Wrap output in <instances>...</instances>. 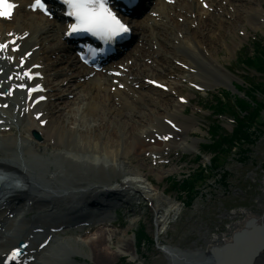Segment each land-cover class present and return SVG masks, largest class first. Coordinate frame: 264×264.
Returning a JSON list of instances; mask_svg holds the SVG:
<instances>
[{
  "label": "bare ground",
  "instance_id": "obj_1",
  "mask_svg": "<svg viewBox=\"0 0 264 264\" xmlns=\"http://www.w3.org/2000/svg\"><path fill=\"white\" fill-rule=\"evenodd\" d=\"M206 1L171 0L169 3L166 0H157L154 5L155 17L147 15L146 19L138 20L132 24L135 38L138 42L141 41V44H138L135 51L128 56V58H134L133 63L124 64V61L120 60L116 62L113 69L121 71L118 76L113 75L108 68L104 72L93 73L79 65L77 57L61 41L59 22L57 20L46 22V18L41 13L33 11L28 6L27 0H16L18 5L12 22L4 23L0 19V43H4V35L10 34V38L17 37L14 46L18 48L17 51H12L13 45H8L2 52L7 57L14 58L15 63L18 64V69L16 68L18 73L13 79H9V76L0 78L3 83L0 84V102L2 101L0 103V120H2L0 130L4 126L8 131H11L10 125L13 122L10 117H12V113L15 109L18 113L23 110V116H21L23 123L18 124L19 136L12 137L8 132H2L0 138L3 144L11 152L17 149L19 141L27 138L26 133L40 131L44 138L42 141L31 145L33 149L30 151L31 158L39 157L37 153L41 151L40 148L46 153L51 147L55 151L50 154L59 159L57 149L62 150L72 143H76L83 149H91L94 155H100L106 163H109V168H99V170H103L104 174L106 172L115 174L97 177L94 181L99 184H93L87 180L82 183L83 179H79L64 185L59 183L60 178L56 177L55 173L42 176L33 170L34 167H30L27 160L24 161V165L29 169L24 167L20 157L21 151L16 150L13 155L18 161V168L9 164L10 162L5 160L7 157L1 153L0 166L21 171L26 187L13 191L0 206V249H8L13 245L15 246L17 241L24 239L27 243L26 250L21 255L24 261L26 260L28 264H56L53 255L56 249L60 248V244L54 238L53 230L66 224L72 225L79 222L80 220L77 219H80L83 213L86 215L93 214L95 208L90 206L92 202L89 203V200L97 195L98 189L112 185L107 178L116 176V174L122 176L126 172L128 174L129 170L125 165L133 162L132 156L135 154V158L139 160V156H141L144 160L147 159V151L156 150L157 153H160L162 146L165 149L173 143L185 146V139H187L185 132L189 126L181 124L178 119L173 118L178 124L174 122L170 125L162 121L166 117L171 118L169 115L177 116L181 113V107L184 106V103L173 96L181 93L178 90H172L175 88L174 86H169L165 92L161 93L164 98L150 96L148 99L143 88L154 89V87L141 80V76L147 71V60L157 61V59L154 60L155 54L161 55L162 58L166 54L173 55L172 58L179 61L180 66L192 67L193 63L185 59L183 53L178 51V43L195 51L196 46L193 43L196 42L200 48L198 53L202 55V60H208L205 52L211 48V43L204 30L208 29L209 23H207L205 16L200 13L204 7L208 6L205 5ZM250 8L254 9L253 6ZM245 12L247 13V10ZM173 17H178V20L185 23H176ZM171 21H173L172 28L180 33L183 32V35L179 36L173 32L174 30H168ZM195 21L198 22V26L194 24ZM177 39L178 42L175 41ZM148 42L151 43L150 45L154 43L165 44L164 52L160 54L159 51H149L146 49ZM64 49H67L68 55L65 54ZM28 50H31L32 53L26 57L25 54ZM3 61L0 54V62ZM120 63L124 64L122 69L120 66H116ZM35 64L41 65V67L35 68ZM153 64L154 62L152 66ZM166 66L169 68L168 65ZM174 67L178 69L176 66ZM34 69L48 75V82L53 76L59 78L61 75H67L70 78V81L67 82L69 94L64 95L56 91L55 85L51 84L48 87L50 92H54L51 94L55 96L54 101L52 103L50 101L41 102L32 110L30 109L31 111H26L23 102L26 103L27 96L24 91L17 89V86L29 76L28 71H34ZM215 71L219 72L218 70ZM20 72L23 76L19 75ZM130 74L131 80L129 81L127 76ZM64 79L66 80L67 77H63ZM41 80L43 81V78ZM13 85L15 86L12 87ZM4 87H9L11 91L6 96L2 93ZM46 94L48 93L46 92ZM6 101H9V106L4 108L3 103ZM29 104H32L31 101L27 102V105ZM142 104L146 106L142 107ZM41 110L43 115L37 121L32 116L33 111L39 112ZM26 119L28 120L27 124H25ZM154 119L160 120L161 125L153 124ZM40 121H45V125L41 126ZM174 125H178L179 130L174 129ZM156 133H159L163 139L160 140L159 137H156ZM168 135L170 137L166 141L165 137ZM148 137H155L154 143L148 141ZM187 141L189 140L187 139ZM23 143L21 144L23 153H29L25 151ZM62 146L64 147L60 148ZM188 146L191 150H197L195 145L189 143ZM139 162L142 163L141 160ZM89 164L94 165L95 163L89 162ZM147 181H149L148 178L144 177L142 172L136 173V177L121 181L122 191H134L145 199L153 201L154 193L152 191L156 189L152 187L150 181L149 183ZM31 210H35V213L28 216ZM153 210L158 213V208L155 207ZM170 210H175L177 214L180 213L181 207L177 202H173ZM14 213H17L18 218L11 219ZM250 214L248 213V216ZM251 216L260 219L261 213L258 215L252 213ZM156 218L158 224L165 221V219L161 221L159 216ZM104 220L106 219L104 218L100 222L104 223ZM239 223H232L233 229H237L244 222L240 221ZM99 226L100 223L97 224V227ZM207 235L208 233H205L203 238H206ZM43 236L44 238L39 240ZM228 238L230 236L226 238L225 236L210 235L208 248L194 251L200 252L204 257L215 242ZM46 240H49L47 246L40 244ZM106 240L107 234L99 231V235L91 238L89 242L93 258L102 263L114 256V253L109 252L105 247ZM118 242H120L123 251L129 248L130 244L125 238H119ZM159 248L169 260V264H172L171 259L177 254L183 256L190 252L187 248L180 250L167 244H160ZM31 257L35 258L31 260Z\"/></svg>",
  "mask_w": 264,
  "mask_h": 264
},
{
  "label": "rangeland",
  "instance_id": "obj_2",
  "mask_svg": "<svg viewBox=\"0 0 264 264\" xmlns=\"http://www.w3.org/2000/svg\"><path fill=\"white\" fill-rule=\"evenodd\" d=\"M211 4L210 8L203 13L207 23H209L208 29L204 30V33L208 34L207 37L211 43V48L209 50L207 48L208 53L205 52L208 60H202V55L198 53L200 48L194 42L193 44L196 46L195 51L187 46H180L178 48V51L183 53L185 59L193 63L194 67L192 71L188 72L177 67L178 65L174 64L173 55L166 54L163 58L161 55H157L154 58V60L157 59V61H154L156 66L154 64L151 66L152 63L148 60L147 67L150 70H154V73L149 70L147 75L142 76V79L144 77L149 78V76H155L166 83L172 81V85L175 86L179 93L191 99L190 103L186 104L184 110H182V113H187L192 118V123L189 124L191 128L186 130L185 133V137L189 141L185 139V143L190 142V144L197 147L199 144L200 153L202 154L200 160H197L198 153L192 152L188 145L183 146V144H173L170 148L164 150L162 156L158 157L157 160L152 159L149 153H147L148 157L144 159L145 161L142 159L143 157L139 156V160L144 165L139 162L138 158H135L136 154L132 156L133 162L125 165L129 170L128 174L127 172L122 176H117L116 174V176L107 178V180L111 182L124 180L136 177V173L142 172L143 176L148 178L152 183L153 186H151L156 189L152 191L154 193L153 208L146 206L148 201L143 200L141 206L136 205L134 207V209H137L136 212L124 210L116 218L113 217L100 230L96 228L87 232L86 229L81 231L71 228L57 233L60 248L56 249L53 255V260L56 264H118L120 262H127L129 264H169L165 254L158 247L160 244L178 246L182 249L189 247L195 248L204 245L199 229H202L203 232L209 230V232L218 233L219 230H222L218 211L210 212V210L219 207L220 199L223 195H227V191L230 194L226 198L227 208L237 209L243 207L258 212L263 209L261 205H264V197L260 196L259 198V179L261 178L259 173L261 172L260 165L264 161L263 158L257 159L254 164L249 162L242 165L240 163L238 164L236 159L230 157L224 166V170L230 172L229 185L224 187L218 183L219 180L216 177L211 178L204 187H201L202 197L198 196V199L196 201L194 200L190 206L184 204L187 199L185 193L171 188L172 181L170 178L182 180L184 177L193 173L200 165L211 161L213 154L203 152L201 144L202 142L209 141V128L213 122H221L226 127V130L229 131L234 128L235 123L229 124L226 118H219L217 114H213V109H210L211 104H214L217 98L220 97L231 105L234 111L237 110L234 104L235 97L232 94L226 93L224 91L225 87H231L233 83H238L244 85L245 88H249L248 86L252 81L257 83L262 82L264 84V75L262 73L243 65L240 61L246 54L250 55L253 53V45L256 41L262 42L264 40V0H212ZM250 6H253L254 9H251ZM245 10H247V13ZM173 20L176 23H185L178 20V17H175ZM11 21H7L6 23H10ZM171 22L173 23V21ZM168 28L170 29V27ZM169 31L178 32L173 28ZM150 44L148 42L146 49L164 52L165 44ZM262 44L264 45V41ZM131 60L133 61V59ZM165 68L171 71L166 73L163 71ZM173 73L178 75L174 74V76ZM197 77L205 83L207 90L198 92L192 88L190 82H194L192 78L195 79ZM183 78L186 79V82L182 81ZM64 81L59 82H62L64 86ZM67 89V87L60 88V93L67 95ZM146 92L151 97L164 98L163 94H161L162 91L159 89H146ZM256 97L258 100L264 101V94L257 93ZM145 106V104H142V107ZM231 113L232 110H228V113H226L229 119H233ZM258 119L264 120V110L258 116ZM154 121L158 125L161 124L159 122L160 120L155 119ZM13 131L16 135L19 134L15 127ZM8 133L13 137V133ZM1 134L2 132H0ZM195 137H200L201 142H198ZM31 138L29 140H23V144L25 145L24 149L29 153L33 150L31 145L37 142L36 138L33 136ZM261 138V141H264V135ZM21 148V146L19 149L17 147L11 154H15L16 150L23 153ZM253 149L255 152L259 150L255 146H253ZM0 150L2 151H0V154L3 153L5 156L6 152L10 151L3 144L1 138ZM40 150L37 153L39 155L38 158L29 157L27 159L28 164L30 167H34L33 170L45 176L50 171L51 163L56 162V167L63 171L59 179L60 184L67 185L79 179L93 183L97 182L94 181L97 177L115 175L112 172H106L104 174L103 170H99L102 167L109 168V163H106L100 155H94L91 149H83L81 146H77L76 143H72V145L62 150L57 149L59 159H56L54 155L50 154L55 151L51 147L46 153H44L43 149L40 148ZM21 152L20 156L22 154ZM165 160H168V163L164 166L163 161ZM89 162H94L95 164L91 165ZM149 181L147 182L149 183ZM242 192H246V196L251 197V199L245 198ZM137 196L142 201L139 193ZM255 198L256 200L254 201ZM257 198L260 204H258ZM173 202L179 203L182 207L179 216L176 215L174 210H170ZM155 207L158 208V213L153 210ZM157 216L160 217L161 221L164 219L165 221L162 224H158L156 222ZM16 217L17 215L14 216V218ZM142 225L144 226L145 233L147 232L149 235V238H145L143 240L144 242L139 244L136 242L135 232ZM207 225L209 228L206 230L205 227ZM99 231H102L105 235L107 234L105 247L109 252L114 253L113 258L105 260L103 263L93 258L89 243L91 238L99 235ZM119 238H125L129 242L130 245L126 251L121 249V244L118 242ZM122 251L123 253L120 254ZM185 256V262L187 260L189 264H199L200 260H202V257L196 253L195 255L187 253ZM172 264L187 263H184L183 259H175ZM253 264H264V252Z\"/></svg>",
  "mask_w": 264,
  "mask_h": 264
},
{
  "label": "snow or ice",
  "instance_id": "obj_3",
  "mask_svg": "<svg viewBox=\"0 0 264 264\" xmlns=\"http://www.w3.org/2000/svg\"><path fill=\"white\" fill-rule=\"evenodd\" d=\"M63 4L69 9L67 15L75 20V23L68 26L69 32L87 31L101 38H111L128 30L126 25L112 12L107 0H63ZM12 7L13 5L8 4L6 0H0V9H2L0 16L9 17ZM30 7L47 12L44 0H34ZM5 47V44H0V49ZM19 87H24V85H19ZM36 87L39 88V85ZM18 253L19 249H14L10 259H14Z\"/></svg>",
  "mask_w": 264,
  "mask_h": 264
},
{
  "label": "trees",
  "instance_id": "obj_4",
  "mask_svg": "<svg viewBox=\"0 0 264 264\" xmlns=\"http://www.w3.org/2000/svg\"><path fill=\"white\" fill-rule=\"evenodd\" d=\"M244 63L253 66L257 68L260 72L264 74V47L260 45L259 43L256 44L255 54L253 56H246L244 59ZM254 89L256 90H262V84H255ZM255 104L252 105L248 100L245 99H238L237 104L239 108L242 111L249 110L247 116H245V119L239 120V125L237 130L235 131L233 136H220L214 140L212 144L205 145V148L210 151L218 152L221 154L227 153L226 147H230V145L233 143L235 139H241L245 138L247 141H252V132H250L248 129L253 123L257 120L258 116L260 115V112L262 108L264 107V104L262 102H259L255 100V97L252 96ZM220 106H222L221 103H219ZM213 134H217V130L212 129ZM219 158L216 156L213 159V166L216 168L219 165ZM205 178V173L203 169H199L196 173L192 174L191 177H188L183 180L178 185L180 190L187 191L188 197L190 200L193 197L194 189L197 185V183L200 180H203ZM224 179L226 176L224 175ZM145 236L144 231L142 230L140 232V239Z\"/></svg>",
  "mask_w": 264,
  "mask_h": 264
},
{
  "label": "water",
  "instance_id": "obj_5",
  "mask_svg": "<svg viewBox=\"0 0 264 264\" xmlns=\"http://www.w3.org/2000/svg\"><path fill=\"white\" fill-rule=\"evenodd\" d=\"M263 218V216H262ZM264 249V223L249 220L245 227L236 232L231 242L214 246L211 253L214 264H251Z\"/></svg>",
  "mask_w": 264,
  "mask_h": 264
}]
</instances>
